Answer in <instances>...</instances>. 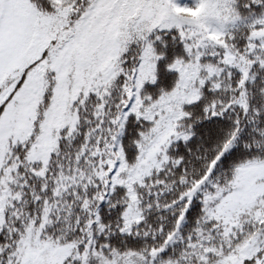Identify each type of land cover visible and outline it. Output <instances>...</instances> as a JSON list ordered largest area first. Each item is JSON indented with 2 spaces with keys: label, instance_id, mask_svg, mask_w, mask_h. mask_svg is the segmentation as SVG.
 I'll return each instance as SVG.
<instances>
[{
  "label": "snow or ice",
  "instance_id": "snow-or-ice-1",
  "mask_svg": "<svg viewBox=\"0 0 264 264\" xmlns=\"http://www.w3.org/2000/svg\"><path fill=\"white\" fill-rule=\"evenodd\" d=\"M0 264H264V0H0Z\"/></svg>",
  "mask_w": 264,
  "mask_h": 264
}]
</instances>
